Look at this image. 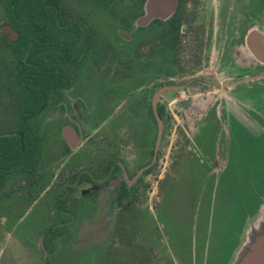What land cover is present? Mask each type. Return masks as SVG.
Masks as SVG:
<instances>
[{
	"label": "flooded vegetation",
	"instance_id": "1",
	"mask_svg": "<svg viewBox=\"0 0 264 264\" xmlns=\"http://www.w3.org/2000/svg\"><path fill=\"white\" fill-rule=\"evenodd\" d=\"M140 1L114 4L127 29L97 5L87 15L98 29L90 46L75 48L71 40L65 57L54 46L44 104L29 122L41 138L30 178L45 184L25 190L26 212L34 208L46 226L40 256L9 250L3 264H89L67 244L75 227L98 212L118 247L99 264H233L263 233L264 0ZM2 19L0 119H10L16 99L9 43L18 35L11 40L4 28L16 32ZM25 116L22 109L24 132ZM171 131L183 141L159 177L161 146ZM59 157L67 160L65 170L53 175ZM223 177L231 180L229 188L236 183V229L221 225L212 207L205 212L207 193L212 200ZM173 185L177 194L182 186L187 190L189 202L176 215ZM43 195L47 201L37 213L31 204ZM148 198L159 206L145 205ZM143 221L147 246L139 236Z\"/></svg>",
	"mask_w": 264,
	"mask_h": 264
},
{
	"label": "trees",
	"instance_id": "2",
	"mask_svg": "<svg viewBox=\"0 0 264 264\" xmlns=\"http://www.w3.org/2000/svg\"><path fill=\"white\" fill-rule=\"evenodd\" d=\"M117 0H0V9L6 23L17 33L10 42V77L15 115L0 119V200L11 197L19 188L40 189L44 183L31 180L40 158L41 138L34 134L29 122L42 109L51 78V57L54 46L59 56L65 57L71 40L73 46L88 47L98 30L88 18V10L104 5L115 24L127 29V23L118 18L114 4ZM144 0H141L142 5ZM141 14V12L139 13ZM113 24V25H115ZM112 26L109 30H115ZM107 51L114 50L110 44ZM61 72V71H59ZM25 110L27 130L24 132L19 112ZM161 117V115H159ZM22 183V184H21ZM18 188V189H17ZM46 236L50 235L44 231Z\"/></svg>",
	"mask_w": 264,
	"mask_h": 264
},
{
	"label": "rangeland",
	"instance_id": "3",
	"mask_svg": "<svg viewBox=\"0 0 264 264\" xmlns=\"http://www.w3.org/2000/svg\"><path fill=\"white\" fill-rule=\"evenodd\" d=\"M2 18V11L0 9V24L1 20H3ZM103 23L104 22L99 21V25H102ZM65 125V123L63 124L59 122L58 127L63 128ZM63 131L64 129H62L61 132L57 134L60 146L62 144ZM187 137L189 138L190 142L195 141V136L188 135ZM181 138V135L175 134L172 131L166 133L165 142L161 146V160L158 164L159 166L157 170V175L159 177H162L164 172L166 173L168 169V165L170 164V160L168 159L169 154L171 157V161L174 160V154L178 152V146L181 145L183 141ZM67 139L70 140V138L68 137ZM66 163V158L59 157V160L57 162L58 168L53 171V175L58 174L57 170L61 168L64 169V164ZM240 178H242L240 181L242 182V184H244L245 182H243V180H245L246 177ZM223 180L224 182L219 185V188L218 190H216V194L213 195L212 200L210 198L211 192L209 191L207 193L205 198L206 200L204 201V204L206 206L205 212L207 213L209 210L211 212L212 207V209L214 210V216L218 215L219 222L222 223L221 225L225 223L230 225L231 223V226L229 227L236 229V222L239 219L238 213H240L239 208H237L239 206V203L236 199V195H232L236 183L235 185L232 184L233 186H230L229 188L228 181L230 179H227V177H223ZM157 186L158 185L154 183V190L158 189ZM170 190H172L170 191V193H172L171 197H175V195H178L177 200L179 199L178 204L180 207H178L177 205H175V207L172 204V207L170 208L171 211L172 209H175L173 210L175 211V213L173 214L176 215L183 211V206V208H185L188 205L186 203L189 202H186L185 200L186 197H188V194L187 192L184 193L187 190L183 186L180 187V192L178 194V185H173ZM10 195L11 197L0 200V264H3L7 259V253L9 252V250H14L17 254L20 253V255L39 257L40 252L38 249V238L40 232L46 227L43 223V225L40 224L41 222H39V217L34 214V208H32L30 213L28 211L26 212V208H28V205H30V203H27L24 189L19 188L13 194L10 193ZM45 198L46 195H43L42 197L39 196L37 202L35 204H31L33 207L39 208L37 213L43 212V209L41 208L44 207L43 204L47 201V199ZM210 200L213 202V204H211ZM102 201L105 202L106 200L103 199ZM147 201L148 202L145 203V205L147 206H159L156 199H152L151 202V199L148 198ZM174 202L175 200H173V203ZM24 212L26 213L24 214ZM184 213L185 211L183 212V214ZM240 216L241 215H239V217ZM84 220L81 221V223L78 224L73 230V237L71 238V242L67 244L68 248H71L74 253L81 254L82 256L87 257V259L89 260V264H99L101 258L105 253L115 254L116 249L118 248L113 242V238H111L110 236V222L105 221V214H103L102 212L94 214L90 220H86V218ZM147 227L148 226L146 224V221H143L142 224H140L138 227L139 236L141 238L140 242H143L142 244L146 246L148 244L147 233L149 232V227ZM173 227V223L170 221L169 228ZM66 249L67 248H65V250ZM158 249L162 252V245L158 246ZM198 263L201 264V262Z\"/></svg>",
	"mask_w": 264,
	"mask_h": 264
},
{
	"label": "water",
	"instance_id": "4",
	"mask_svg": "<svg viewBox=\"0 0 264 264\" xmlns=\"http://www.w3.org/2000/svg\"><path fill=\"white\" fill-rule=\"evenodd\" d=\"M4 31L9 34L11 40L17 37V34L10 28H4ZM158 123L160 129L157 136L156 149L161 135V125L159 121ZM233 264H264V231L255 236L254 241L250 244L249 251L240 254L237 261L233 262Z\"/></svg>",
	"mask_w": 264,
	"mask_h": 264
}]
</instances>
